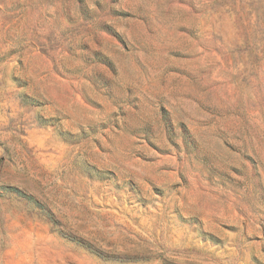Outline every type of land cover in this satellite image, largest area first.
<instances>
[{"label":"rangeland","instance_id":"1","mask_svg":"<svg viewBox=\"0 0 264 264\" xmlns=\"http://www.w3.org/2000/svg\"><path fill=\"white\" fill-rule=\"evenodd\" d=\"M0 264H264V0H0Z\"/></svg>","mask_w":264,"mask_h":264}]
</instances>
